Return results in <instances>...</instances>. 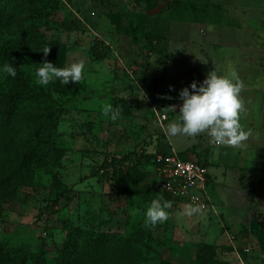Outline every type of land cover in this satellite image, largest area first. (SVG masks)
Masks as SVG:
<instances>
[{
  "label": "rangeland",
  "instance_id": "obj_1",
  "mask_svg": "<svg viewBox=\"0 0 264 264\" xmlns=\"http://www.w3.org/2000/svg\"><path fill=\"white\" fill-rule=\"evenodd\" d=\"M45 1L51 16L36 25L58 49L54 56L33 58L35 81L43 60L60 68L83 60L85 79L80 84L37 83L55 103L51 118L58 146L44 159H32L11 190L0 216V247L44 249L47 264H57L58 251L81 230L87 242L127 238L133 253L118 264H241L219 220L208 211L185 215L186 202L171 201L167 221L145 226L152 200L165 197L158 189L156 168H147L142 182L126 178L132 174L130 164L113 167L100 179L91 176L114 157L142 149L170 152L164 129L178 115L164 104L163 87L148 74V66L157 55L158 39L178 16L164 0ZM211 8L201 4L199 15L216 10ZM2 70L0 86L6 80ZM104 104L119 107L120 116H103ZM162 114H169L163 127ZM168 139L178 153L199 143L197 136ZM185 158L201 161L192 154ZM9 255H1L0 264H23L22 258L6 262ZM244 260L253 263L254 254Z\"/></svg>",
  "mask_w": 264,
  "mask_h": 264
},
{
  "label": "crops",
  "instance_id": "obj_2",
  "mask_svg": "<svg viewBox=\"0 0 264 264\" xmlns=\"http://www.w3.org/2000/svg\"><path fill=\"white\" fill-rule=\"evenodd\" d=\"M200 1L216 10L195 21L172 18L158 39L148 74L159 80L164 104L174 105L177 115L183 104L180 92H192V82L199 87L213 70L229 75L234 69L244 82L241 123L251 130L249 140L231 147L201 134L198 144L181 152L196 156L208 168L213 205L208 212L221 223L235 255L244 260L254 254V262H248L264 264V0ZM165 115L163 123L169 120ZM168 140L166 136L173 151Z\"/></svg>",
  "mask_w": 264,
  "mask_h": 264
},
{
  "label": "trees",
  "instance_id": "obj_3",
  "mask_svg": "<svg viewBox=\"0 0 264 264\" xmlns=\"http://www.w3.org/2000/svg\"><path fill=\"white\" fill-rule=\"evenodd\" d=\"M163 3L178 16L174 17L176 19L195 21L200 16V0H164ZM157 8V5L153 6L150 11ZM49 9L50 5L45 0H0V69L10 63L16 71V76L12 77L2 70L6 80L0 86V216L11 190L15 184L18 185V178L30 169L32 159L40 161L51 151H56L58 146L54 138L57 127L51 118V114L56 111L55 103L51 94L37 85L33 76V69L36 67L33 68L31 64L33 58L44 55L42 50L46 46L51 49L47 57L54 56L58 49L57 44L47 42L36 25L50 18ZM167 153H149L142 149L133 155L114 157L94 169L91 176L100 179L111 168L130 164L132 174L126 178L142 182L148 176L146 169L156 168L158 156ZM180 155L188 160L185 154ZM199 163L205 164L202 160ZM157 181L160 193L165 196L163 198L179 204L180 200L163 191L159 177ZM131 249L134 248L125 237H100L87 242L83 239V232L79 230L58 251L56 263L102 264L110 261L111 264H118L126 256L132 255ZM7 251L10 252L5 260L8 263L22 258L19 262L23 264H47L44 249L27 252L21 246L16 249L0 247V257L3 254L5 257Z\"/></svg>",
  "mask_w": 264,
  "mask_h": 264
},
{
  "label": "clouds",
  "instance_id": "obj_4",
  "mask_svg": "<svg viewBox=\"0 0 264 264\" xmlns=\"http://www.w3.org/2000/svg\"><path fill=\"white\" fill-rule=\"evenodd\" d=\"M51 49L46 46L42 52L45 57ZM36 70L37 83L47 86L59 80L61 84L70 82L80 84L84 81L85 63L83 60L73 62L68 67L60 68L45 60ZM3 71L12 77L16 76L12 64L6 63ZM192 92L184 88L180 92L183 100L179 108L177 120L169 123L164 131L169 138L176 136L195 137L207 134L212 143L227 145L231 147L242 146L251 136V130H245L241 123L242 115L245 113V102L241 96L245 89L244 82L233 69L229 75H218L215 70L207 74L206 79L198 87L195 81L191 84ZM175 112V106L167 107ZM102 115L116 120L120 114L119 107L113 108L111 104H104L101 109ZM198 199V197H193ZM172 202L164 200L163 197L152 200L145 214V226L155 227L169 218L166 209L171 208ZM203 205L188 204L184 214L192 216L201 214Z\"/></svg>",
  "mask_w": 264,
  "mask_h": 264
},
{
  "label": "built area",
  "instance_id": "obj_5",
  "mask_svg": "<svg viewBox=\"0 0 264 264\" xmlns=\"http://www.w3.org/2000/svg\"><path fill=\"white\" fill-rule=\"evenodd\" d=\"M159 119L163 123L167 115L162 114ZM156 175L161 181L163 191L172 198L188 204L203 205L202 213L213 208L208 193L209 171L204 164L184 160L178 152L170 151L158 156ZM193 197L198 199L194 200ZM239 259L241 264H245L241 257Z\"/></svg>",
  "mask_w": 264,
  "mask_h": 264
}]
</instances>
